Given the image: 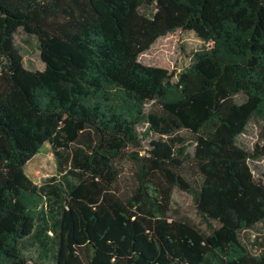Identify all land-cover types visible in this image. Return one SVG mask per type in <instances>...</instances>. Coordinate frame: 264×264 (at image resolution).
I'll return each instance as SVG.
<instances>
[{
	"label": "trees",
	"instance_id": "16d2710c",
	"mask_svg": "<svg viewBox=\"0 0 264 264\" xmlns=\"http://www.w3.org/2000/svg\"><path fill=\"white\" fill-rule=\"evenodd\" d=\"M20 29L44 70L24 66ZM178 29L210 47L173 82L139 57ZM256 119L264 0H0V264H264V144L239 142ZM46 143L64 179L39 185L25 167ZM175 188L205 229L171 216Z\"/></svg>",
	"mask_w": 264,
	"mask_h": 264
},
{
	"label": "rangeland",
	"instance_id": "374dc122",
	"mask_svg": "<svg viewBox=\"0 0 264 264\" xmlns=\"http://www.w3.org/2000/svg\"><path fill=\"white\" fill-rule=\"evenodd\" d=\"M146 11L149 12L151 9ZM15 39L16 44L21 49L24 66L31 70H44L46 65L41 58L38 38L20 29L16 33ZM208 47L210 45L194 32L178 29L173 33L159 37L148 50L140 55L139 60L148 65L167 68L173 75L172 81L176 82L180 74L191 65L195 53ZM150 107L151 103L146 104L145 110L148 111ZM146 126L147 124L139 125V131L143 132ZM148 141L149 138L143 141V148H148ZM239 142L249 148H252L256 143L264 144V120L251 121L246 132L239 137ZM132 151H139L140 154H144L142 148L130 147L126 156L118 161L121 176L117 186L121 192L130 190L136 181L137 167L134 162L135 159L131 157ZM251 166L256 177L264 180V159L259 162L252 161ZM25 170L27 175L39 185L45 182L63 181L64 179L58 171L56 156L49 143H46L42 151L27 163ZM151 186L156 194L163 187L162 179L158 174L152 176ZM170 214L175 218L189 219L204 229L206 227L197 213L193 197L178 188L173 191ZM256 234L257 237L261 238L260 241L264 242V226Z\"/></svg>",
	"mask_w": 264,
	"mask_h": 264
}]
</instances>
